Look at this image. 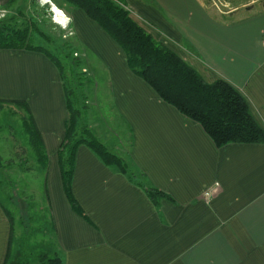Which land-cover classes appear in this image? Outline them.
<instances>
[{"label": "crops", "instance_id": "crops-1", "mask_svg": "<svg viewBox=\"0 0 264 264\" xmlns=\"http://www.w3.org/2000/svg\"><path fill=\"white\" fill-rule=\"evenodd\" d=\"M124 1L131 19L206 83L234 88L264 131V12L233 19L235 12H214L200 0ZM69 16L79 45L104 70L112 107L130 135L129 159L171 200L154 206L81 145L72 194L85 218L77 215L57 157L69 116L60 75L40 54L0 50V100L28 104L48 156L47 206L62 264H264V144L216 148L200 125L132 74L100 27L81 10ZM9 229L0 204V264Z\"/></svg>", "mask_w": 264, "mask_h": 264}, {"label": "trees", "instance_id": "trees-1", "mask_svg": "<svg viewBox=\"0 0 264 264\" xmlns=\"http://www.w3.org/2000/svg\"><path fill=\"white\" fill-rule=\"evenodd\" d=\"M64 2L72 9L81 10L88 19L100 27L122 50L127 67L132 74L146 83L164 103L200 125L216 148L231 144H264V131L252 118L244 98L223 81L207 84L194 69L170 49L156 42L129 17L124 0H64ZM28 36L27 29L0 28V50H25L42 53L40 48L32 47L29 44ZM47 56L58 71L62 72L59 63L52 56ZM75 63L78 65L77 60ZM63 87L69 116L65 123V135L58 150V163L62 189L71 209L77 215L85 218L72 194L75 154L81 145L88 147L105 165L118 169L121 174L145 193L154 206H157L161 199L171 200L167 195L154 188L148 182L147 177L132 162L125 164L108 153L87 129H82L81 135L77 137L75 130L80 115L74 108L75 96L65 83ZM4 103L7 101L0 100V110ZM9 103L23 109L22 124L29 139V146L33 150L38 164L46 172L48 168L47 155L29 107L20 101ZM46 188L45 185L44 191L48 202ZM3 211L10 226L7 252L3 264H32L33 260L37 264H62L57 251L52 254L40 252L33 260L20 253L12 257L10 254L13 234L12 219L9 213L4 209ZM48 213L50 218L49 208ZM50 230L55 240V227L51 219Z\"/></svg>", "mask_w": 264, "mask_h": 264}, {"label": "rangeland", "instance_id": "rangeland-1", "mask_svg": "<svg viewBox=\"0 0 264 264\" xmlns=\"http://www.w3.org/2000/svg\"><path fill=\"white\" fill-rule=\"evenodd\" d=\"M200 1L217 13L235 12L230 17L233 19L264 12V0ZM53 7L66 20L57 17ZM74 10L64 0H8L0 5V28L27 29L29 44L40 48L42 53L27 52L44 56L55 68L47 55L59 63L62 72L56 70L61 81L64 79L62 86L65 83L74 93V108L80 115L75 130L77 137L82 129H87L108 153L129 164L130 135L112 107L103 68L74 35L69 16ZM2 101L7 103L0 110V204L12 219L11 256L20 253L33 260L40 252L57 251L44 191L48 168L46 172L42 169L29 146L22 124L23 109L9 103L20 100ZM32 264L37 262L33 260Z\"/></svg>", "mask_w": 264, "mask_h": 264}, {"label": "bare ground", "instance_id": "bare-ground-1", "mask_svg": "<svg viewBox=\"0 0 264 264\" xmlns=\"http://www.w3.org/2000/svg\"><path fill=\"white\" fill-rule=\"evenodd\" d=\"M53 11H54V13L56 14V16L57 17H62L61 15H60V12H59V10H57V8H55V7H53ZM63 18V17H62ZM64 19V18H63ZM64 20H66V19H64Z\"/></svg>", "mask_w": 264, "mask_h": 264}, {"label": "built area", "instance_id": "built-area-1", "mask_svg": "<svg viewBox=\"0 0 264 264\" xmlns=\"http://www.w3.org/2000/svg\"><path fill=\"white\" fill-rule=\"evenodd\" d=\"M216 186H217V185H214V187H216ZM210 193H211V189L208 190V191H206V192L204 193L203 196H205V197H209V196H210Z\"/></svg>", "mask_w": 264, "mask_h": 264}]
</instances>
